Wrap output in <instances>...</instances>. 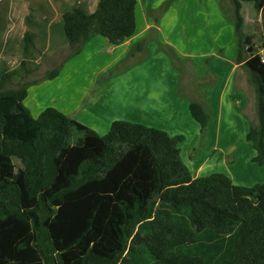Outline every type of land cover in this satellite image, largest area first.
Instances as JSON below:
<instances>
[{"label":"trees","instance_id":"obj_1","mask_svg":"<svg viewBox=\"0 0 264 264\" xmlns=\"http://www.w3.org/2000/svg\"><path fill=\"white\" fill-rule=\"evenodd\" d=\"M246 2L264 24V0H232L237 62L257 94L258 124L246 139L256 151L252 161L264 167V34L261 50L252 52L254 36L243 30ZM137 4L98 0L94 12L84 2L66 11L63 40L71 54L63 63L94 36L115 46L131 39ZM24 39L26 58L38 59L34 51L48 45L47 37L30 31ZM21 65L17 70L0 63L1 261L264 264V183L236 185L225 173L194 178L181 156L185 137L143 124L115 121L101 136L54 107L34 118L24 102L37 81H25L34 70L26 69L28 62ZM61 69L44 79H56ZM190 112L205 134L207 105L194 101Z\"/></svg>","mask_w":264,"mask_h":264},{"label":"crops","instance_id":"obj_2","mask_svg":"<svg viewBox=\"0 0 264 264\" xmlns=\"http://www.w3.org/2000/svg\"><path fill=\"white\" fill-rule=\"evenodd\" d=\"M83 2L91 12L96 10L98 0H35L36 10L41 14L36 15L34 11L35 14L29 16L33 26L30 32L38 38H48L44 50L50 52L51 57L67 50L63 40L64 13ZM2 11L0 22L6 10ZM101 48H106L105 55L112 59L105 68L94 73L114 67L132 48L139 50L134 60L128 61L129 71L119 77L126 83L132 78L139 82L138 96L130 97L125 105L136 107V113L133 117L124 114L119 120L156 128L173 137L184 134L186 144L198 143L206 137V147L195 154L187 153V161L181 154L194 178L225 173L234 183L239 180L248 187L264 183V167L252 161L256 151L246 139L251 127L258 124L257 94L255 97L247 69L237 62L232 0H138L136 34L131 39L115 46L102 36H94L79 55L64 63L59 77L49 82L61 83L58 90L62 105H54L58 110L67 112L70 107L64 100H72L84 86L85 79L70 76V72L85 69L83 63L88 59L102 56ZM182 59H187V64L182 63ZM32 60L39 62L34 57ZM182 68L186 72L184 78ZM78 72L79 76L87 73L85 70ZM114 79H110V84L116 83ZM185 79L186 86L181 88L179 84ZM28 92L27 98L30 89ZM132 93L136 95L134 90ZM106 97L104 90L97 94L90 103L91 110L97 106V111L103 110L101 103H111V100L105 102ZM194 101L207 105L210 112L211 121L205 135L190 112ZM35 108L38 112L43 110L38 100ZM227 134L231 135L223 139ZM187 154L184 152V156ZM241 169H247L252 176L242 178Z\"/></svg>","mask_w":264,"mask_h":264},{"label":"rangeland","instance_id":"obj_3","mask_svg":"<svg viewBox=\"0 0 264 264\" xmlns=\"http://www.w3.org/2000/svg\"><path fill=\"white\" fill-rule=\"evenodd\" d=\"M0 2V11L6 10L5 15H3V19L0 22V27H2V25L4 24L6 25L4 33L2 34L5 47L0 56V63L2 61H5L9 64L11 69L20 70L22 67L21 63L25 61L26 64L28 62V65H26V69L34 70V73L29 77H26L25 81L37 82L30 85V87L28 88V90L30 89V96L25 100L24 105L30 111L31 115L34 118H38L40 114L47 108L54 107V105H62L61 93H59L60 91L58 90V86L61 83H49L53 80L44 79V77L47 73L52 72L57 68H60V66H62V69L60 70L61 74L64 65L63 61L67 56L71 54V50L67 49L61 55L51 57L52 54H50V52H46L43 49L42 42H40L41 40H38L37 44L39 46V49L43 50L42 52L34 51V55L38 57L39 62L35 63L31 58H26L27 54L24 53V37L27 32L33 29V26L29 23V16H31L32 14L34 15L35 12L36 15H38L39 13L41 14V12L36 10L38 8V3H35V0H0ZM48 14L50 13L48 12ZM242 15L244 18L243 30L247 31V34L254 36L255 45L252 52L260 51L263 45L261 37L264 34V24L262 22V17L256 11L253 6V3L251 2H246L243 4ZM105 53H107V49L101 48L100 54L102 56L99 55L94 60H91V58L88 59L85 63H83V67L85 69L80 68L76 71L70 72V76L76 75L75 77L77 78H84L85 81L84 83L82 82V85L84 84V86H82V90L80 89L78 95L72 100H64V103H66L67 106L69 105L70 109L67 112L61 111L65 115L96 131L101 136H105L109 132L112 124L115 121H120L119 119L124 116V114L133 117L132 115L136 113L137 108L125 107V105L126 102L130 99V97L136 98L138 96V91L140 88L137 78H132L130 80L127 77L129 79V82L127 83L125 82L126 80H119V77L124 72L129 71L130 69L125 68V65H128L127 62L134 60L133 57L139 53V50H135L134 48H132L130 50V55H126L125 58L118 62L114 67H111L104 72L94 73L95 71L100 70L101 68H105V65H108V63L111 61L112 58L105 55ZM131 53H133L132 56ZM73 57H70V59ZM182 60V63L187 64V59ZM76 64L77 60L72 63V66L74 67ZM185 68L187 69L186 66ZM79 70H85L88 74L86 73L84 75L79 76ZM182 71L183 68L181 69V74H183L184 78L186 72L183 71L182 73ZM21 74H25L24 69L21 70ZM66 76L67 74L65 75V77ZM111 78H115L114 80L116 83L110 84L109 81ZM16 82H18V80ZM186 82L187 79H185L184 82L180 83L179 86L181 88L184 87V85L186 86ZM103 90L104 94H106L107 96L105 102L111 100V103H101L103 110L97 111V106L92 111L90 105L92 99ZM133 90L136 95L132 93ZM36 100H38L40 108H43V110L40 109L39 112L35 108ZM54 101L56 103H54ZM94 111H96V113ZM183 135L184 134H182L181 136ZM230 135L231 134H227L223 137V139H226ZM79 137L80 135L76 134L74 140L78 139ZM235 140L236 136L234 137V141ZM192 143L193 141L191 143L186 144L184 141L180 144V149L182 152L181 154L183 155L185 161H187V153L190 152L191 154H195L198 150H200L201 147L202 150L206 147V137H203L201 140L198 141V143ZM181 145L183 146L181 147ZM237 146L238 148L241 147L239 141L237 142ZM184 152L187 155L184 156ZM15 164L18 169L21 168V162L18 159H15ZM239 172L242 175V178H248L252 176L251 174H253L251 172H248L247 169H241ZM235 183L237 185L246 186L244 184L245 182L239 180H235ZM0 264L6 263L0 260Z\"/></svg>","mask_w":264,"mask_h":264},{"label":"built area","instance_id":"obj_4","mask_svg":"<svg viewBox=\"0 0 264 264\" xmlns=\"http://www.w3.org/2000/svg\"><path fill=\"white\" fill-rule=\"evenodd\" d=\"M263 52V51H262ZM264 61V60H263Z\"/></svg>","mask_w":264,"mask_h":264},{"label":"water","instance_id":"obj_5","mask_svg":"<svg viewBox=\"0 0 264 264\" xmlns=\"http://www.w3.org/2000/svg\"><path fill=\"white\" fill-rule=\"evenodd\" d=\"M108 40V39H107Z\"/></svg>","mask_w":264,"mask_h":264}]
</instances>
